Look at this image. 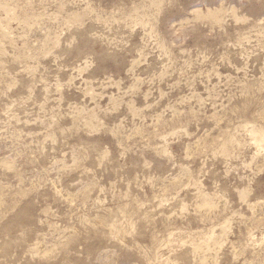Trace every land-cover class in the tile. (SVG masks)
Masks as SVG:
<instances>
[{
	"label": "rangeland",
	"instance_id": "rangeland-1",
	"mask_svg": "<svg viewBox=\"0 0 264 264\" xmlns=\"http://www.w3.org/2000/svg\"><path fill=\"white\" fill-rule=\"evenodd\" d=\"M0 264H264V0H0Z\"/></svg>",
	"mask_w": 264,
	"mask_h": 264
}]
</instances>
